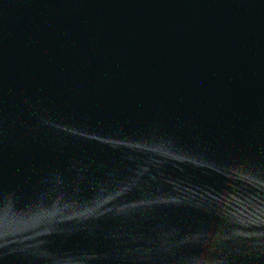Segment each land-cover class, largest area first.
Listing matches in <instances>:
<instances>
[{
  "label": "water",
  "instance_id": "water-1",
  "mask_svg": "<svg viewBox=\"0 0 264 264\" xmlns=\"http://www.w3.org/2000/svg\"><path fill=\"white\" fill-rule=\"evenodd\" d=\"M0 264H264V0H0Z\"/></svg>",
  "mask_w": 264,
  "mask_h": 264
}]
</instances>
